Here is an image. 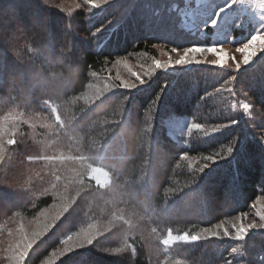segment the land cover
I'll use <instances>...</instances> for the list:
<instances>
[{
    "label": "trees",
    "instance_id": "16d2710c",
    "mask_svg": "<svg viewBox=\"0 0 264 264\" xmlns=\"http://www.w3.org/2000/svg\"><path fill=\"white\" fill-rule=\"evenodd\" d=\"M144 1L129 10V0H114L94 13L79 7L72 24L55 12L46 29L41 18L35 21L41 25L33 21L49 15L44 0H0L11 15L5 38V21L0 24V98L32 113L43 106L50 113L54 106L59 115L52 131L42 130L39 139L19 146L20 157L17 149L6 157L0 220L33 219L65 200L70 189L46 167L61 142L83 164L77 174L89 189L32 248V264L48 259L52 264H264V226L243 231L230 225L224 235L205 232L246 214L264 198V144L247 137L238 118L222 113L219 97L211 92L220 73L206 66L163 71L134 92L118 87L98 100L83 99L94 77L106 76L119 58L156 57L154 44H161L164 33L147 20ZM152 3L156 11L169 6ZM65 24L70 33H63ZM212 31L172 47L210 42ZM247 32L235 28L231 35L237 39ZM45 39L51 52L42 47ZM249 73L239 77L238 87L264 112V70L255 80ZM224 94L233 100L231 91ZM236 110L233 105L230 111ZM173 119L183 124L170 127ZM84 164L106 171L109 183L85 177ZM27 167L32 171L22 173ZM67 235L93 241L83 244ZM170 235L178 240L169 244Z\"/></svg>",
    "mask_w": 264,
    "mask_h": 264
},
{
    "label": "rangeland",
    "instance_id": "374dc122",
    "mask_svg": "<svg viewBox=\"0 0 264 264\" xmlns=\"http://www.w3.org/2000/svg\"><path fill=\"white\" fill-rule=\"evenodd\" d=\"M44 1L47 5H49L48 8L53 10V13L47 9L49 15L39 14L36 18L34 16L35 14H32V16L35 18L33 20L34 23H36L35 21L38 18H41L38 21L41 22L44 28L47 29L50 23H54V20L49 21V16L55 15V12H61V14L65 16L64 23L66 22L65 20L69 19L70 23L72 24L75 12L79 7L84 8L87 12L90 10V13H94L102 6H105L114 0H109L108 3H103V0ZM166 1V4L169 6L167 9L162 8L161 11H156L154 9V4L152 3L153 0H145L143 2V8L147 10V13H149L146 15L147 20L155 23L158 27V32L163 31L164 34H162L159 38L161 44H154V47L157 50L155 55L156 57H151L144 54L133 56V54L119 58L120 60L127 59L128 65H130L132 71L142 74L153 67L154 60H160L162 63L167 62L169 58L175 60L179 58V55L183 54L182 49L185 47L208 46L214 43L216 40V32L212 29L213 31L210 42L204 40L202 43L191 42L190 44H183L182 46L176 47L179 50L178 53H172L171 48H173V43H185L188 40L192 41L193 37L197 40L206 38L207 34H209L208 29H211V27L205 30V36L197 32L195 25L199 23V16L202 13V9L199 6L206 3H211L213 0H162V2ZM134 2H138V0H129L127 10L130 9L132 3ZM222 2L223 0H215V3ZM99 4H101V6L97 7ZM173 5H179L181 8H184L185 5H191L192 8L189 9V11L194 10V16L182 17L178 12L169 14V12H172L170 9ZM20 6H23L22 2ZM256 7L258 9L253 10L249 5L242 6V9L239 13V19L233 17V21H230V23L235 22V28L237 29H247L248 32L244 34L243 37H238L235 39V37L231 35L233 29L229 28L228 42L223 45L224 48H209L206 50H200L194 54L197 56V59H207L209 63L218 64L222 67H212L210 64H191L186 67H170L168 70H166V72L188 71L201 66H206L204 70L212 69L210 73H220L217 75L215 88L211 92L216 93L217 97H219L222 103L220 106L222 113L227 112L234 118H238L242 124L241 129L247 135V137L249 135H253L264 144V112L255 106L250 96L244 93L243 89H239L238 87V79L240 76L243 77L250 72L248 76L250 79L255 80V77H258L259 72L264 70V52L258 53L249 65H243V60L248 56L249 53H252L254 56L258 48L264 47V39H261L258 44L253 43L252 48H246L244 51V56L240 53V50L237 49L238 47L242 46V42H247L248 38H250V35L254 34V28H257L260 24V16L262 13H264V10L259 8H264V2H258ZM8 9L9 8L6 6L0 5L1 26L3 25L2 22L5 21V28L2 31V33H4V38L5 34L9 33V21L6 20V18L11 15H9ZM156 12H159V15H156ZM177 17H179V20L176 22ZM186 21L187 25L185 23ZM36 24L41 25L40 23ZM168 26H171V28H168ZM18 27L22 28L23 26L19 25ZM69 28L70 25L68 24L62 26L63 33H70ZM172 28H175V30L171 31ZM189 30L190 32H188ZM178 32L180 33V36H178ZM45 46L48 52H51L50 48L48 47L51 46L48 39H45L43 42L42 47ZM62 50L63 48L60 49V51ZM235 64L236 67L239 68V71L234 68ZM258 65H262L263 69L258 70L256 67ZM163 71L164 70L156 69L152 79ZM28 74L30 73L28 72ZM105 74L106 76L101 74L102 76L97 75L94 77V81L88 88V92L83 97L85 101L98 100L103 96V94H110L118 87H124L128 89V91L134 92L135 89L146 84L141 82L139 78H134L130 71L123 64L117 65L114 63L110 69L105 72ZM117 83H119L120 86H118ZM230 91L233 93V100L228 99L224 94L225 92ZM233 105L236 107V111L239 112L238 114L232 113L230 111ZM49 108L51 110L50 113L47 112L46 106L40 108L39 113H32L22 105H16L11 103L6 98H0V174L8 173L6 170L9 168L7 167V164H5V159L9 153L12 154L17 149L16 154L19 155L18 149L21 144H26L29 140L35 141L39 139V137L44 134L42 130L52 131L55 128L59 115L55 114L56 107L49 106ZM178 123L183 124V121L178 120L177 122V119H173L172 122H169V125L172 127ZM228 125L231 126V128L236 127L237 122L234 121ZM238 126L240 128V124H238ZM71 148L72 147L64 146L61 142L57 143L56 153L49 155L48 158L50 161L46 162V167L52 173L57 175L60 181L66 186V189H70L66 192L67 195H65V200H59L58 202L51 205V207L48 209L43 210L37 217L33 219H23L21 217L18 218V216H15L9 220H0V264H32L30 259L32 248L37 243L42 241L44 236H49L52 233V231L57 227V223L59 221L58 219L63 215L64 211H66L67 208L69 209L70 205L72 207V203L77 199L80 193L89 189L87 180L85 179L84 182V177L77 174L83 164L78 163V158H76L70 151ZM84 165L85 168H83V173L86 171V174L84 175L85 177L93 179L95 183L102 186L109 183L110 176L106 171L100 169L99 167L95 168V166L88 167L87 164ZM31 168H35V166H32ZM31 168H25L22 173L32 171ZM80 184H84L83 187H78ZM230 225H232V229L238 227L243 231H248L250 228L251 229L249 231H254L263 227L264 198L257 199L254 203V206L251 207V210L246 214H243L240 217H234L226 221V223L222 222L214 226L212 229L205 230V232L207 231L209 234L218 235H222L223 233L230 234L228 232ZM85 232L82 234H85ZM66 237H68V240L70 241H76V238L79 237L82 239L81 242L83 244H89L93 241V238L90 237L74 235H67ZM184 238L185 237H183L182 240H184ZM175 240H178V238L176 236L170 235L169 239H167V242L172 244L175 242ZM42 264H52V260H45Z\"/></svg>",
    "mask_w": 264,
    "mask_h": 264
},
{
    "label": "snow or ice",
    "instance_id": "6c2138e0",
    "mask_svg": "<svg viewBox=\"0 0 264 264\" xmlns=\"http://www.w3.org/2000/svg\"><path fill=\"white\" fill-rule=\"evenodd\" d=\"M108 2L109 0H103V3ZM258 2H264V0H223L222 3H215V0H213L211 3L200 5L199 7L202 9V13L199 16V23L195 25L196 30L198 33L206 36L205 30L211 27V29L216 32V40L214 43L208 46L185 47L182 49L183 54L179 55L178 59L173 60L169 58L167 62L163 63L160 60H154L153 67L142 74L132 71L130 65H128L127 59H118L115 61V63L117 65L123 64L130 71L134 78H139V80L143 83H147L152 79L156 69L166 71L170 67H186L191 64H210L212 67H222L218 64L209 63L207 59H197V56L194 54L200 50H206L209 48H224L223 45L228 42V29H234L236 27L235 22L230 23V21H233V17L239 19V13L242 9V6L244 5H249L253 10L258 9L256 7ZM100 6L101 4L97 5V7ZM191 8V5H185L184 8L179 7V5H173L170 11L178 12L182 17H189L194 16V10L189 11ZM259 9L264 10V8ZM155 14L159 15V12H156ZM185 23L187 25V21ZM99 31H104V29L99 28ZM253 31L254 34L250 35V38H248L247 42H242V46L237 48L240 50V53L243 56L246 48H252L253 43L258 44L261 39H264V15L260 16V24L257 28H254ZM171 52L178 53L179 50L176 47H173L171 48ZM260 52H264V47L258 48L254 56L252 53H249L248 56L244 58L243 65H249L250 62L253 61V58L256 57ZM234 68L239 71V68L236 67V64ZM231 151L233 150L229 149V152Z\"/></svg>",
    "mask_w": 264,
    "mask_h": 264
},
{
    "label": "crops",
    "instance_id": "0c3cea01",
    "mask_svg": "<svg viewBox=\"0 0 264 264\" xmlns=\"http://www.w3.org/2000/svg\"><path fill=\"white\" fill-rule=\"evenodd\" d=\"M262 15H264V13H262Z\"/></svg>",
    "mask_w": 264,
    "mask_h": 264
}]
</instances>
